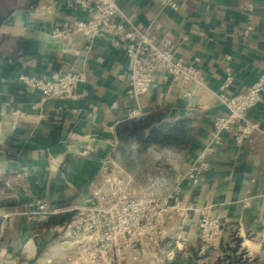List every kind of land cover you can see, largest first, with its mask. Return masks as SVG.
<instances>
[{
    "label": "crops",
    "instance_id": "obj_1",
    "mask_svg": "<svg viewBox=\"0 0 264 264\" xmlns=\"http://www.w3.org/2000/svg\"><path fill=\"white\" fill-rule=\"evenodd\" d=\"M66 0H0V247L7 264H69L75 243L60 230L89 202L104 163L126 179V191L163 194L205 152L199 184L182 181L185 206L206 209L226 226L264 229V100L250 111L262 131L242 144L232 127L213 141L214 119L228 113L220 87L231 67L228 94H238L264 74V0H118L125 32L86 41L81 33L56 35L65 22L88 13ZM133 29L156 39L181 40L179 54L199 58L205 84H182L166 72L149 91L129 93L123 44ZM83 72L76 96L45 97L23 76L45 79ZM172 119V120H171ZM56 213H34L39 202ZM28 211V212H27ZM168 225V244L181 232L194 245L198 213ZM7 227L3 229V225ZM243 244L258 249V239ZM193 246V247H194ZM192 247V248H193ZM178 254L169 264H192ZM220 264V263H219Z\"/></svg>",
    "mask_w": 264,
    "mask_h": 264
},
{
    "label": "built area",
    "instance_id": "obj_2",
    "mask_svg": "<svg viewBox=\"0 0 264 264\" xmlns=\"http://www.w3.org/2000/svg\"><path fill=\"white\" fill-rule=\"evenodd\" d=\"M66 1L69 7L86 11L88 17L63 23L55 30L57 36L81 33L86 41L92 42L125 32V23L118 20L122 15L118 0ZM161 3L174 9L179 6V0H161ZM125 37L123 49L129 65L130 94L138 96L149 91L155 76L162 72L182 84H205L199 58L189 61L178 52L180 41L188 38L186 33L180 36L181 40L169 35L156 39L149 31L133 29L126 32ZM227 70L218 94L228 113L214 119L213 141L209 147L220 143L224 131L232 127H236L234 135L238 144L249 139L254 132L262 131L260 122L251 119L250 111L264 100V74L242 92L228 94L226 89L233 82V74L231 67ZM22 78L40 89L45 97L63 99L76 96L78 84L85 75L78 71L55 74L50 79L37 76ZM207 169L208 162L203 152L172 190L163 194L136 195L126 191L125 177L104 163L99 178L93 184L89 202L76 208L73 219L60 229L74 241L78 254L76 259L69 258V264H169L176 261L179 253L186 259L195 258L192 264H249L244 262L247 256L255 261L264 253V229L258 234L252 230L244 231L242 226L231 227L227 246L219 252L220 239L228 228L206 209L183 204V179L189 178L193 185H197ZM50 207L45 201L39 202L32 211L48 218L57 212ZM191 211L199 214L195 246L181 232L176 234L174 242L168 244V225L173 221L182 225ZM6 227L7 223L3 229ZM246 236L258 239L259 248H243ZM239 238H242L240 246L237 245ZM5 256L6 250L0 247V264H7Z\"/></svg>",
    "mask_w": 264,
    "mask_h": 264
},
{
    "label": "rangeland",
    "instance_id": "obj_3",
    "mask_svg": "<svg viewBox=\"0 0 264 264\" xmlns=\"http://www.w3.org/2000/svg\"><path fill=\"white\" fill-rule=\"evenodd\" d=\"M241 241H242V238H239V240H238V242H237V245L238 246H240L241 245ZM247 253H248V250H247ZM190 259L194 262V260H195V258H192V257H190ZM0 262H1V260H0ZM245 263H249V264H251V263H259V264H264V253L261 255V256H259V257H256L255 258V261L253 260H251V259H249V257L247 256V258H246V260L244 261Z\"/></svg>",
    "mask_w": 264,
    "mask_h": 264
},
{
    "label": "bare ground",
    "instance_id": "obj_4",
    "mask_svg": "<svg viewBox=\"0 0 264 264\" xmlns=\"http://www.w3.org/2000/svg\"><path fill=\"white\" fill-rule=\"evenodd\" d=\"M243 248H245V245L243 244Z\"/></svg>",
    "mask_w": 264,
    "mask_h": 264
},
{
    "label": "water",
    "instance_id": "obj_5",
    "mask_svg": "<svg viewBox=\"0 0 264 264\" xmlns=\"http://www.w3.org/2000/svg\"><path fill=\"white\" fill-rule=\"evenodd\" d=\"M172 120V119H171Z\"/></svg>",
    "mask_w": 264,
    "mask_h": 264
}]
</instances>
